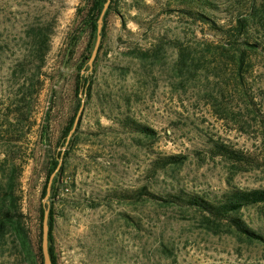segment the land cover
<instances>
[{
  "label": "rangeland",
  "instance_id": "obj_1",
  "mask_svg": "<svg viewBox=\"0 0 264 264\" xmlns=\"http://www.w3.org/2000/svg\"><path fill=\"white\" fill-rule=\"evenodd\" d=\"M226 1L220 0L222 22L231 18ZM242 1V16H248L253 5L264 8V0ZM84 2L0 0V107L18 82L30 81L38 71L42 59L36 50L42 31L50 35L51 49L40 72L46 81L40 106H52L53 143L62 138L70 118L78 114L79 99H84L75 144L65 155L61 177L59 195L65 201L59 205L53 240L58 264H264L263 243L216 227L197 210L163 206L144 197L135 202L118 197L142 186L160 194L181 188L219 194L232 185L264 186V136L259 125L264 118V55L253 57L247 82L254 104L234 91L226 96L212 91L214 82L202 70L181 83L175 71L177 41L199 57L209 56L204 44L221 43L220 38L208 26L166 10V0H119L123 16L109 15L100 58L89 70L92 91L78 97L79 65L90 67L86 56H91L89 30L78 18ZM205 91L218 95L219 110L206 101ZM127 114L153 127L156 136L138 138L121 121ZM211 139L231 145L245 159L214 155ZM169 155L185 159L156 169V161ZM46 181L41 150L36 160L23 164L21 180V209L36 245ZM242 215L264 231V204L246 207ZM8 249L3 264H21L14 249Z\"/></svg>",
  "mask_w": 264,
  "mask_h": 264
},
{
  "label": "trees",
  "instance_id": "obj_2",
  "mask_svg": "<svg viewBox=\"0 0 264 264\" xmlns=\"http://www.w3.org/2000/svg\"><path fill=\"white\" fill-rule=\"evenodd\" d=\"M107 0H85L78 9L79 24L89 30V54H92L98 34V19ZM166 10L181 12L193 23H201L209 27V30L220 40L221 43L208 41L204 44V51L209 56L190 55V48L183 47L178 43L179 58L176 72L181 78V83L195 78L197 72L203 71L207 80L213 83L216 93L226 96L227 92L234 91L237 96L249 104H254L253 94L248 89V78L254 67L253 57L264 55V8L251 7L248 16H242L244 3L242 0H227L225 9L230 12L231 18L227 21L221 20L219 12L222 10L220 0H166ZM119 0H111L108 10L104 16L102 29V41L95 59L100 58L104 39L107 35V19L111 13H123L119 8ZM253 8V9H252ZM37 45V55L42 62L37 65L36 71L30 81L18 82L17 88L9 93L5 102L0 107V264L4 262V254L8 250L15 251L17 261L21 264H44L42 252V221L44 216V204H40L41 231L37 245L33 239L31 227L27 216L22 212L20 193V174L23 164L38 158L39 151L46 158L47 181L42 196L47 193L48 184L52 174L50 194V254L52 264H58L53 240L56 229L59 205L65 201L60 197L63 188L61 177L66 172L69 149L75 144L76 113L70 118L68 125L63 130V136L53 143L51 139L50 115L52 106L42 109L40 97L46 81L41 79V68L45 57L51 49L50 35L45 31L40 33ZM69 45L67 49L70 50ZM91 56L87 55L86 59ZM191 58V59H190ZM211 59V60H210ZM23 64V68H24ZM90 67L85 63L79 65L77 73L78 81H75V92L79 97L81 94H90L93 88L89 71ZM52 90L54 86L52 85ZM212 91H205L208 97L206 101L219 110L218 95ZM53 95H50L52 99ZM83 98L79 99L77 106H81ZM78 108V107H77ZM219 112V111H218ZM122 123L134 132L138 138H154L157 131L127 114L121 119ZM260 127L264 136V118L260 117ZM28 127V129H25ZM72 132V133H71ZM71 134V135H70ZM33 139H30L29 136ZM70 135V137H69ZM29 143L24 145L25 140ZM55 144V145H54ZM210 149L214 155L243 160L245 155L231 145L211 139ZM66 148V149H65ZM185 159L182 155H169L156 161V169L166 168L172 164H179ZM119 199L128 202L139 201L142 197L147 201L153 200L163 206H174L190 208L201 212L207 222L218 227L225 226L227 231L235 232L241 238L250 242L264 244V231L252 227L243 217L242 210L246 207L264 204V186L239 187L230 186L222 193H199L184 188L167 192L166 194L151 191L142 186L136 192H120ZM216 231H219L216 229Z\"/></svg>",
  "mask_w": 264,
  "mask_h": 264
},
{
  "label": "water",
  "instance_id": "obj_3",
  "mask_svg": "<svg viewBox=\"0 0 264 264\" xmlns=\"http://www.w3.org/2000/svg\"><path fill=\"white\" fill-rule=\"evenodd\" d=\"M110 2H111V0H107L105 2L103 10L101 12V15L98 19L97 39H96L95 46H94V49L92 51V54H91V57L89 60L90 69H92L94 61L98 55V51H99L100 44L102 41V29H103V25H104V16H105L106 11L109 8ZM83 107H84V99H83V102L80 106L78 114L76 116L75 125H74V128L72 129V132L75 130L76 125L78 124L79 117H80V114L82 112ZM70 135H69V137H70ZM54 175H55V173L52 174L51 180L48 184L47 193L43 198L44 216H43V221H42V243H41V246H42V252H43V257H44V264H52V258H51V254H50V238H49V236H50L49 215H50L51 185H52V179H53Z\"/></svg>",
  "mask_w": 264,
  "mask_h": 264
},
{
  "label": "flooded vegetation",
  "instance_id": "obj_4",
  "mask_svg": "<svg viewBox=\"0 0 264 264\" xmlns=\"http://www.w3.org/2000/svg\"><path fill=\"white\" fill-rule=\"evenodd\" d=\"M22 180V170H21V174H20V181ZM20 193H21V185H20ZM22 195V193H21Z\"/></svg>",
  "mask_w": 264,
  "mask_h": 264
}]
</instances>
